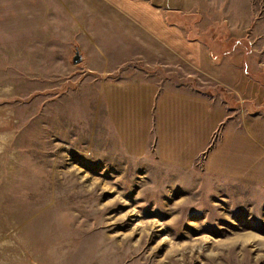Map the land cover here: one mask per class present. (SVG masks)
<instances>
[{
	"label": "rangeland",
	"instance_id": "1",
	"mask_svg": "<svg viewBox=\"0 0 264 264\" xmlns=\"http://www.w3.org/2000/svg\"><path fill=\"white\" fill-rule=\"evenodd\" d=\"M176 5L217 70L162 63L73 0L0 34V264H264V185L133 157L108 117V80L217 94L238 123L264 112V0Z\"/></svg>",
	"mask_w": 264,
	"mask_h": 264
},
{
	"label": "crops",
	"instance_id": "2",
	"mask_svg": "<svg viewBox=\"0 0 264 264\" xmlns=\"http://www.w3.org/2000/svg\"><path fill=\"white\" fill-rule=\"evenodd\" d=\"M73 1L162 63L184 60L199 71L217 70L206 45L189 40L184 27L171 19L179 13L176 4L191 0H173L166 8L148 0ZM51 15L52 0H0V34L42 31ZM253 79H235L247 101H253ZM103 94L108 117L129 155L144 157L154 149L166 164L192 168L200 163L210 174L264 185L263 111L250 110L238 123L230 103L219 101L217 94L151 82L108 80Z\"/></svg>",
	"mask_w": 264,
	"mask_h": 264
},
{
	"label": "water",
	"instance_id": "3",
	"mask_svg": "<svg viewBox=\"0 0 264 264\" xmlns=\"http://www.w3.org/2000/svg\"><path fill=\"white\" fill-rule=\"evenodd\" d=\"M84 59H85V57H84L82 51L79 48H77L76 52L72 58L73 64H75V65L80 64L84 61Z\"/></svg>",
	"mask_w": 264,
	"mask_h": 264
}]
</instances>
